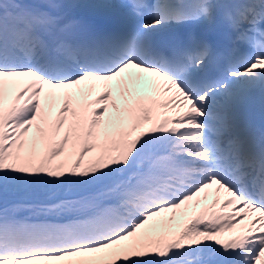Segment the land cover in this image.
<instances>
[{
	"label": "snow or ice",
	"instance_id": "6c2138e0",
	"mask_svg": "<svg viewBox=\"0 0 264 264\" xmlns=\"http://www.w3.org/2000/svg\"><path fill=\"white\" fill-rule=\"evenodd\" d=\"M79 6L0 0V264H264V0Z\"/></svg>",
	"mask_w": 264,
	"mask_h": 264
},
{
	"label": "bare ground",
	"instance_id": "6f19581e",
	"mask_svg": "<svg viewBox=\"0 0 264 264\" xmlns=\"http://www.w3.org/2000/svg\"><path fill=\"white\" fill-rule=\"evenodd\" d=\"M103 0H98V3H85L83 0H65V2L69 3V4H76V5H81L79 7H71L65 10L66 13H68V11L72 10V17H79V19L83 20V21H88L91 17H95V16H109L111 14H113L114 16H116V13L119 14H123V11H126V8H120V7H114L112 9H103V8H96V7H84L83 5H95V4H99L101 3ZM111 3L115 4V5H119L121 3V0H110ZM77 14V16L75 15ZM125 14H127L125 12ZM120 18V16H119ZM131 21V19H130ZM88 100H93L94 98V92L92 93V95L87 97ZM255 107H257V109L260 111L259 107L254 105Z\"/></svg>",
	"mask_w": 264,
	"mask_h": 264
},
{
	"label": "rangeland",
	"instance_id": "374dc122",
	"mask_svg": "<svg viewBox=\"0 0 264 264\" xmlns=\"http://www.w3.org/2000/svg\"><path fill=\"white\" fill-rule=\"evenodd\" d=\"M85 3H95V2H97L98 3V0H83ZM103 2V1H102ZM99 92V89H97V91L96 92H94V98H95V96L97 95V93ZM255 105L256 106H258L259 107V109H260V111H261V107H260V103H259V100H258V98H257V101H256V103H255ZM254 109H257V107H253ZM262 112V111H261ZM263 114H264V112H262ZM27 215V214H26Z\"/></svg>",
	"mask_w": 264,
	"mask_h": 264
}]
</instances>
